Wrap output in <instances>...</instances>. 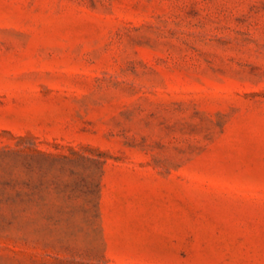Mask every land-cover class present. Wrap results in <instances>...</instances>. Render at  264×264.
Wrapping results in <instances>:
<instances>
[{
	"label": "rangeland",
	"instance_id": "1",
	"mask_svg": "<svg viewBox=\"0 0 264 264\" xmlns=\"http://www.w3.org/2000/svg\"><path fill=\"white\" fill-rule=\"evenodd\" d=\"M0 264H264V0H0Z\"/></svg>",
	"mask_w": 264,
	"mask_h": 264
}]
</instances>
